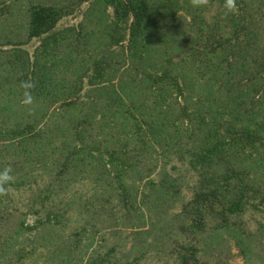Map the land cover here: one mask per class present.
I'll return each instance as SVG.
<instances>
[{
	"label": "trees",
	"instance_id": "obj_1",
	"mask_svg": "<svg viewBox=\"0 0 264 264\" xmlns=\"http://www.w3.org/2000/svg\"><path fill=\"white\" fill-rule=\"evenodd\" d=\"M225 3L0 0V264H264V0Z\"/></svg>",
	"mask_w": 264,
	"mask_h": 264
},
{
	"label": "rangeland",
	"instance_id": "obj_2",
	"mask_svg": "<svg viewBox=\"0 0 264 264\" xmlns=\"http://www.w3.org/2000/svg\"><path fill=\"white\" fill-rule=\"evenodd\" d=\"M85 7H86V3L81 6V10L84 9ZM80 18L81 16L79 12L75 13L74 15L64 17L58 22L57 28H63L69 25H76L77 22L80 20ZM36 43L37 40H32V42L29 45H27L25 48H27V50L31 53ZM14 193L16 194L15 197H17L18 195H20V197L25 195L23 193L22 194H18L16 192ZM29 220H31V218H29ZM231 252L233 253L234 257L229 260V264H240L242 262V259L238 255L236 248L232 247Z\"/></svg>",
	"mask_w": 264,
	"mask_h": 264
},
{
	"label": "clouds",
	"instance_id": "obj_3",
	"mask_svg": "<svg viewBox=\"0 0 264 264\" xmlns=\"http://www.w3.org/2000/svg\"><path fill=\"white\" fill-rule=\"evenodd\" d=\"M194 3L198 5H203L205 3V0H194ZM234 7V0H226V3L224 5V13L227 14L233 10ZM3 179H7V174L5 173L2 177Z\"/></svg>",
	"mask_w": 264,
	"mask_h": 264
}]
</instances>
